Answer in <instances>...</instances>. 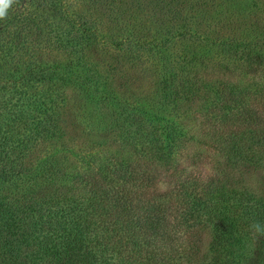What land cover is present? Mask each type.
<instances>
[{
    "label": "rangeland",
    "instance_id": "1",
    "mask_svg": "<svg viewBox=\"0 0 264 264\" xmlns=\"http://www.w3.org/2000/svg\"><path fill=\"white\" fill-rule=\"evenodd\" d=\"M15 8L16 22L0 28L8 52L0 58V120L18 97L30 98L32 107L43 103V114L32 121V132L17 134L25 141L22 151L5 162L21 176L14 188L2 183L1 194L32 207L27 213L41 231L53 197L68 189L73 199L88 194L71 175L114 164L164 174L139 136L161 144L172 130L175 144L163 142L160 150L171 155L170 164L214 179L222 195L244 192L264 205V160L256 169L231 165L227 153L203 142L210 116L181 115L188 104L183 107L185 95L178 92L187 79L264 87V0H19ZM53 65L59 70L41 69ZM164 87L172 106L161 105ZM89 90L99 97L91 100ZM54 172L63 173L55 184ZM173 186L160 183L156 194ZM250 235L256 245L249 264H255L264 249L257 232ZM198 240L202 255L211 254L213 233Z\"/></svg>",
    "mask_w": 264,
    "mask_h": 264
},
{
    "label": "trees",
    "instance_id": "2",
    "mask_svg": "<svg viewBox=\"0 0 264 264\" xmlns=\"http://www.w3.org/2000/svg\"><path fill=\"white\" fill-rule=\"evenodd\" d=\"M18 2L14 0L10 14L0 20V28L8 21L16 22L18 16L12 10ZM6 43L0 34L3 59L8 56ZM41 69L57 71L59 66ZM179 86L178 92L185 95L183 107L188 104L181 115L194 111L210 116L205 122L209 129L203 131L209 137L203 141L207 146L227 153L233 166L256 169L263 165L264 87L253 89L249 84L227 81L215 86L190 79ZM165 90L159 91L164 102L160 104L172 106ZM87 94L93 101L99 97L90 90ZM18 98L0 120V264H249L254 260L256 244L251 242V225L259 222L264 228V205L244 192L222 195L214 179L204 181L199 174H187L170 164L171 155L164 156L160 150L163 142L175 144L174 130L161 144L150 134L139 136L144 151L163 163L164 174L157 168L138 170L114 164L87 176L71 175L68 180L73 185H85L88 194L73 199L68 197V189L53 197L47 227L41 231L40 222L27 213L32 207L19 206L1 194L2 183L14 188L19 182L15 179L21 176L16 167L5 162L22 151L25 141L21 142L17 134L32 132V121L38 122L43 114V103L32 107L30 98ZM53 175V184L57 178L63 179V173ZM167 182L174 185L172 189L156 194V186ZM208 231L213 233L214 245L211 254L202 255L198 239ZM257 238L264 249V231L258 232ZM31 244L36 248L28 253L24 248ZM43 256L48 259L46 263ZM255 264H264V258Z\"/></svg>",
    "mask_w": 264,
    "mask_h": 264
},
{
    "label": "clouds",
    "instance_id": "3",
    "mask_svg": "<svg viewBox=\"0 0 264 264\" xmlns=\"http://www.w3.org/2000/svg\"><path fill=\"white\" fill-rule=\"evenodd\" d=\"M13 3H14V0H0V20L6 18L7 12ZM251 228L257 233L264 231V228H262L259 222L253 223L251 225Z\"/></svg>",
    "mask_w": 264,
    "mask_h": 264
}]
</instances>
